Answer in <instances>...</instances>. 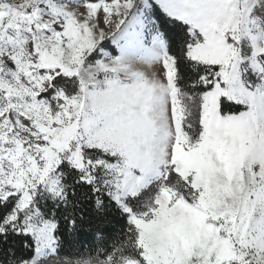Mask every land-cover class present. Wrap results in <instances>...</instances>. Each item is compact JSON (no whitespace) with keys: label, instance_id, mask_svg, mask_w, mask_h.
I'll list each match as a JSON object with an SVG mask.
<instances>
[{"label":"snow or ice","instance_id":"snow-or-ice-1","mask_svg":"<svg viewBox=\"0 0 264 264\" xmlns=\"http://www.w3.org/2000/svg\"><path fill=\"white\" fill-rule=\"evenodd\" d=\"M0 264H264V0H0Z\"/></svg>","mask_w":264,"mask_h":264}]
</instances>
